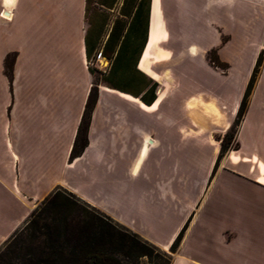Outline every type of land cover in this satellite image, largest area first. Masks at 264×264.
<instances>
[{
  "label": "crops",
  "instance_id": "0c3cea01",
  "mask_svg": "<svg viewBox=\"0 0 264 264\" xmlns=\"http://www.w3.org/2000/svg\"><path fill=\"white\" fill-rule=\"evenodd\" d=\"M85 6V0H0V242L61 187L165 253L196 212L171 264H264L257 225L264 222L257 208L262 200L249 193L228 208L225 197L210 199L201 187L195 194L198 148L189 129L179 128L177 100L156 96L145 105L98 85L88 144L69 160L92 87ZM161 15L160 0H151L138 63L146 75L150 53L163 37ZM7 54L16 55L12 95L3 74ZM194 107L183 111L192 131L209 120L200 105ZM196 111L200 125L189 119ZM243 124L256 127L249 116ZM251 181L264 186L262 177Z\"/></svg>",
  "mask_w": 264,
  "mask_h": 264
},
{
  "label": "rangeland",
  "instance_id": "374dc122",
  "mask_svg": "<svg viewBox=\"0 0 264 264\" xmlns=\"http://www.w3.org/2000/svg\"><path fill=\"white\" fill-rule=\"evenodd\" d=\"M160 2V32L163 37L150 53L147 76L157 84L155 95L161 97L163 102L170 99L178 101L176 112L179 128L189 129L188 136L193 138L195 148H198L195 157L200 164L195 169L194 192L197 195V188L201 187V194L209 193L210 199L219 195L225 197L228 208L232 199L242 202L249 193L257 194L262 200L257 207L258 214H264V186L251 181L264 178V0ZM1 17H5L2 12ZM156 37L157 31L154 41ZM6 57L3 74L7 78V69L12 65L11 81L7 78L12 95L16 55L7 54ZM87 65L93 69L91 79L92 83H96L105 73L108 63L103 59L97 61L92 56ZM252 77L246 111L230 129L233 140H224L226 132L236 120L238 107ZM202 98L206 103H202ZM195 105H200L204 117H209V120L206 126H195L192 131L189 126L193 124L184 119L183 111L196 109ZM246 116L256 127L248 129L243 124ZM201 117V112L196 111L189 119L195 125H200ZM227 122L229 124L225 128ZM222 140L229 149L217 161ZM0 181H5V178L0 176ZM189 188L191 191V186ZM55 190L66 191L61 187ZM4 202V199L0 200V206ZM237 206L241 207L239 203ZM195 216L196 212H193L187 217L182 230L178 232L182 231L179 246ZM263 223L260 220L257 225L264 239ZM14 232L7 233L6 241ZM3 245L4 242H0V249ZM138 264L148 263L143 258Z\"/></svg>",
  "mask_w": 264,
  "mask_h": 264
},
{
  "label": "trees",
  "instance_id": "16d2710c",
  "mask_svg": "<svg viewBox=\"0 0 264 264\" xmlns=\"http://www.w3.org/2000/svg\"><path fill=\"white\" fill-rule=\"evenodd\" d=\"M85 3L87 63L92 56L97 59L100 54V58L108 62V68L99 81L92 83L70 160L79 157L88 144L87 132L98 85L128 94L145 105L154 103L158 87L138 70L147 42L151 0H85ZM88 71L93 77V69L88 67ZM6 76L11 81L12 65ZM252 84L253 77L224 140H233L230 129L246 111ZM224 140L217 161L229 149L223 144ZM181 236L182 231L169 247V253L162 252L72 193L55 190L4 243L0 249V264H138L143 258L148 264H171Z\"/></svg>",
  "mask_w": 264,
  "mask_h": 264
},
{
  "label": "bare ground",
  "instance_id": "6f19581e",
  "mask_svg": "<svg viewBox=\"0 0 264 264\" xmlns=\"http://www.w3.org/2000/svg\"><path fill=\"white\" fill-rule=\"evenodd\" d=\"M13 1H14V0H5L6 4H10V3H12ZM3 15H4L5 17H8V16H9V13H8V12H4ZM143 57H144V56H143Z\"/></svg>",
  "mask_w": 264,
  "mask_h": 264
},
{
  "label": "built area",
  "instance_id": "2783aa9c",
  "mask_svg": "<svg viewBox=\"0 0 264 264\" xmlns=\"http://www.w3.org/2000/svg\"><path fill=\"white\" fill-rule=\"evenodd\" d=\"M97 59H98V60L101 59V58H100V54L97 55ZM103 60H104V59H103ZM107 63H108V62H107ZM107 68H108V65H107ZM107 68H106V70H107ZM104 72H105V71H104Z\"/></svg>",
  "mask_w": 264,
  "mask_h": 264
},
{
  "label": "water",
  "instance_id": "95a60500",
  "mask_svg": "<svg viewBox=\"0 0 264 264\" xmlns=\"http://www.w3.org/2000/svg\"><path fill=\"white\" fill-rule=\"evenodd\" d=\"M150 24V23H149ZM149 31V30H148ZM147 40H148V35H147ZM147 43V42H146ZM146 46V45H145ZM145 49V48H144ZM144 51V50H143ZM141 56H142V54H141ZM141 58V57H140Z\"/></svg>",
  "mask_w": 264,
  "mask_h": 264
}]
</instances>
